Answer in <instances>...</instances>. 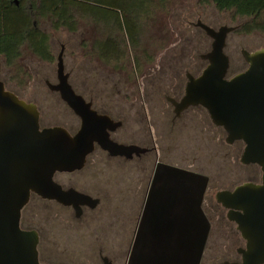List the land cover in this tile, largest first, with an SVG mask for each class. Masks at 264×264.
<instances>
[{
    "label": "water",
    "instance_id": "water-1",
    "mask_svg": "<svg viewBox=\"0 0 264 264\" xmlns=\"http://www.w3.org/2000/svg\"><path fill=\"white\" fill-rule=\"evenodd\" d=\"M197 25L213 39L212 47L201 55L208 61L201 75L188 74L186 95L178 109L203 105L212 121L227 131L228 142L245 143L242 162L260 166V184L244 183L234 192L221 191L216 197L230 208L228 217L237 223L247 243L241 262L223 264H263L264 48L243 49L247 68L229 76L225 46L228 34L237 26L223 25L217 30L201 21ZM57 76L58 82L47 81L48 87L59 91L82 119L74 136L60 126L40 129L37 105L6 90L0 81V264H43L37 232L20 225L31 193L73 205L77 211L90 200L74 189L64 190L54 180L56 172L81 169L95 141L112 151L138 149L109 138V119L90 109L69 82L63 50L58 56ZM207 185L208 177L203 174L161 167L143 209L128 264H199L210 230L202 208ZM225 198L230 202L225 203Z\"/></svg>",
    "mask_w": 264,
    "mask_h": 264
},
{
    "label": "flooded vegetation",
    "instance_id": "flooded-vegetation-1",
    "mask_svg": "<svg viewBox=\"0 0 264 264\" xmlns=\"http://www.w3.org/2000/svg\"><path fill=\"white\" fill-rule=\"evenodd\" d=\"M149 61V57L142 59L139 69L135 60L129 64L130 74L128 72L126 75L131 77V79L128 78L130 82H134L136 86L139 85L136 89L81 90L71 84L75 93L90 105V109L109 119L110 122L106 123V128L109 138L114 143L125 147L134 146L138 149L112 151L95 141L81 169L55 173L54 180L64 190L74 189L89 197L90 200L81 205L78 211L73 205H65L55 199L31 193L28 203L22 209L20 225L24 230L37 232V248L41 263L88 264L86 256L96 254L100 258L96 259V264H128L139 230L141 215L158 170L161 167L170 166L203 174L195 167L187 165V147L182 145L185 139L174 141L171 133L173 130L180 132L184 126L203 125L204 111L208 112L203 105L190 104L181 110L178 109V105L182 103L186 95L188 74L195 78L199 77L208 61H203L201 65L197 62L193 63L198 71L195 73L186 71V81L181 77L183 74L180 73V77L177 78L176 74L169 71L172 69L170 64L165 63V67L169 68L158 72L156 61L153 64ZM7 66L6 59L0 55V81L4 83L6 90L13 92L20 99L37 105L40 129L60 126L72 136L78 133L82 125L81 117L63 101L59 91L48 87L47 81L49 80H46L49 92L63 102L64 107L71 114L70 126L44 123L38 103L25 99L9 88L10 74L7 76L5 72ZM151 67L154 72L147 73V69ZM114 69L122 74V67ZM140 70L144 72H139ZM67 73L71 83L70 73ZM57 82L58 76L57 81L52 83ZM38 95L41 94L35 92V96ZM210 119L212 121L211 116ZM212 124L222 134L219 138L225 146V158L232 168L229 171L231 175L225 179L226 183L217 186L214 194H210L212 179L207 176L208 185L202 208L210 223V230L199 264L238 263L242 261V250L246 248L247 243L237 223L228 217L230 208L222 201H218L216 195L221 191L234 192L244 183L260 184L262 171L256 163L242 162L241 158L245 149V143L242 140L228 142L227 131L213 121ZM61 176H68V181H60L58 178ZM33 200H37L40 205L56 207L70 214L59 219L56 213L54 218L51 217L50 220L43 218L38 227L33 226L28 216L29 212L26 214ZM229 202V199L225 198V203ZM117 208L132 209L134 213L132 219L120 220L118 216H114ZM105 213H108L106 218H104ZM65 233L69 237L73 236L77 243L89 242L85 243L84 247H80L83 243L72 244V240L70 241L66 235L70 242L65 243L62 249H56L57 244L54 239H58L56 237ZM113 237L118 242H114ZM124 238L128 244L125 251L122 242ZM102 240L104 241L101 242ZM98 244L96 251L94 248ZM50 249V255H47ZM124 252H126V258L119 259L118 257ZM60 253L70 256L72 263L57 262L54 257L61 259Z\"/></svg>",
    "mask_w": 264,
    "mask_h": 264
},
{
    "label": "rangeland",
    "instance_id": "rangeland-1",
    "mask_svg": "<svg viewBox=\"0 0 264 264\" xmlns=\"http://www.w3.org/2000/svg\"><path fill=\"white\" fill-rule=\"evenodd\" d=\"M246 19L234 15L232 11H219L213 3H202L199 0H168L165 7H157L143 19L141 28V41L138 52L126 55L122 65V74L118 73L112 65L100 59L93 48L97 40L106 36L104 27L95 24L91 20H81L78 23L77 32H70L66 29L53 30L48 22L41 23V27L48 31L50 44L54 53V61H44L34 55L26 45L22 47V54L18 61L5 68L7 76L10 74L8 86L25 99L34 100L42 111V120L47 124H65L70 126V112L64 107L63 102L51 95L46 85V80L57 81V62L60 52L63 50V58L66 72L70 73L71 84L81 90H116L139 88L134 82H130L129 64L138 57L140 64L142 59L149 57L152 64L156 61L158 72H162L165 63L171 65V73L176 77H181L186 81L185 72H197L193 63L201 65V55L209 52L213 39L197 25L201 21L215 29L223 25L238 26ZM63 48V49H62ZM264 48V34L254 32L245 34L236 30L229 33L226 40L225 52L230 58L229 76H233L247 68V63L243 57L242 50L255 51ZM134 58V59H133ZM204 64V63H203ZM17 66V67H16ZM9 67V68H8ZM176 69V70H175ZM139 72H144L140 70ZM147 73H153L152 67L147 69ZM6 76V75H5ZM129 80V81H128ZM36 93L41 95L35 96ZM172 128V127H171ZM172 139H185L182 145L187 147V165L195 167L205 176L211 177L210 194L217 191V186L224 185L225 179L231 174V165L225 158V146L219 137H222L220 130L215 129L206 110L204 111L203 125L184 126L178 132L173 130ZM62 182H67L68 176L58 178ZM33 222V226L38 227L43 218L48 220L54 218L56 213L59 219L69 216V212L56 207L40 205L37 200H33L26 210V214ZM110 214V210L108 212ZM108 213H105L106 218ZM132 209L117 208L114 216L120 220L124 218L132 219ZM30 220V221H31ZM49 224L51 222L49 221ZM60 234L58 239H54L58 248H63L65 243L72 240V244L85 243L89 241L76 242L73 236ZM73 238V239H72ZM114 242H118L113 237ZM100 241V240H99ZM102 240L101 242H103ZM123 250H127V240ZM225 242V241H224ZM99 247L94 249L97 251ZM47 251V255H50ZM61 259L54 257L57 262L72 263L70 256L60 253ZM96 254L86 256L88 264H96V259L100 258ZM126 258V252L118 257Z\"/></svg>",
    "mask_w": 264,
    "mask_h": 264
},
{
    "label": "trees",
    "instance_id": "trees-1",
    "mask_svg": "<svg viewBox=\"0 0 264 264\" xmlns=\"http://www.w3.org/2000/svg\"><path fill=\"white\" fill-rule=\"evenodd\" d=\"M213 3L219 11H232L246 20L236 31L264 34V0H199ZM168 0H0V55L8 66L14 65L22 47L38 58L53 62L54 53L48 31L41 23L48 22L53 30L77 32L81 20L102 25L106 36L95 42L93 52L112 65L122 67L126 55L140 48L143 19ZM136 66L140 61L134 56ZM17 67V66H16Z\"/></svg>",
    "mask_w": 264,
    "mask_h": 264
}]
</instances>
